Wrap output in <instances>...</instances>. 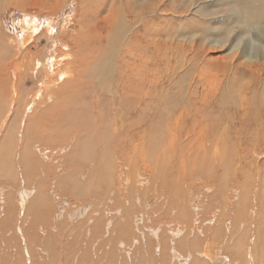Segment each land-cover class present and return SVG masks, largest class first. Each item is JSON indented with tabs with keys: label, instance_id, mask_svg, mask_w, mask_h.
Returning a JSON list of instances; mask_svg holds the SVG:
<instances>
[{
	"label": "bare ground",
	"instance_id": "1",
	"mask_svg": "<svg viewBox=\"0 0 264 264\" xmlns=\"http://www.w3.org/2000/svg\"><path fill=\"white\" fill-rule=\"evenodd\" d=\"M2 1L15 6L24 13L29 7L41 8L47 0L44 2L43 0ZM48 1L52 3L48 9L50 13L61 10L67 2V0ZM109 1L113 3L111 9L108 10ZM124 1L101 0L94 9L93 15H88L90 16L88 31L79 26L77 30L79 36L75 41L77 47L81 48L85 45L91 53L96 52L98 58L101 54L108 52L107 46L113 40L112 35L120 31L125 38L122 63H119L120 59L117 61L120 66L118 63V65L113 63H109L108 66L103 65L105 57L101 55L103 59L101 57L96 59L97 63H94L93 67H95L90 72L87 68L88 64L85 63L86 55L82 57L81 64H76L74 61L69 62L73 57L75 58L73 54H67L63 59L60 58L59 61L49 64L53 68V72L48 70L46 64H41V68L33 70V75H31L32 80L37 84L41 83L35 95L37 98L34 96L32 99L35 111L37 107V112L32 116H24V113L13 111L14 105L20 101L24 108L29 105L30 101L25 100L24 95L31 98L35 91H33L34 88L24 90V80H30V77L27 78L24 75L23 79L10 83V86L7 78L8 72L6 69L0 68V137L2 138L0 143V185H5L4 187L0 186V192L3 191L5 194V199L0 200V233L4 237L1 240L7 239V236L13 232L10 231V228L7 229L9 226L5 229L11 219L16 224V235L21 232L20 236L24 240L25 237L22 234L27 237L32 229L34 233H39L38 227H50L51 221L59 223L58 218L64 216L61 213L58 214L55 208L45 206L48 200L47 196L51 195L49 190L63 186L62 183L65 180L67 183L71 181L74 191L80 189L85 198L92 195L91 190L99 191L97 196L91 197L95 204H99L95 210L90 211V206L81 207L75 214L76 218L70 217L72 219L69 221L70 223L85 219L89 212L92 217L81 230L83 233L78 236V241L86 236H89L90 240L96 241L102 233L104 237H108L111 233L109 227L111 222L105 221L110 213L103 209L104 206H109L110 201L113 202V184L110 180L115 175L111 163L118 162L121 163L119 166L123 164L131 168L133 172H128L126 179L120 181L125 182L127 187L129 181L139 185L141 175L139 161L142 160L143 163H155L154 167L161 162L164 165L170 164L166 182L154 185L153 188L157 187L159 191L164 192V196H159L158 199L159 202L165 200L161 205L163 206L162 210L164 213L167 210L173 221L188 225L193 220L194 214H198L200 208L195 207L194 189L195 186H202L200 194L204 196L200 197L202 202L200 211H203L205 216L209 214L213 221L216 219V215L219 216V220L215 222L217 225L209 227L207 232H212L211 238H218V246L225 244L224 240L218 237L224 232V227L238 226L239 231L246 236L247 232L251 231L248 227L254 224L255 226L259 225L258 231L249 235L250 241L244 250L242 251L245 236L238 240L242 244L239 254L234 257H231V254L228 257L223 256L225 260L223 263L231 264V259L244 258L246 264H264V236H262L264 233V229H262L264 227V211L259 209L256 198L254 199V192L260 187L264 188V183H259L260 178L264 182V163L256 161L252 166L253 161L246 160L247 150L252 148V143L264 134V104L260 109L257 108L259 109L256 114L257 126L251 135H245V129L236 127L231 111H226L227 104L220 103L219 106L206 104L209 100L219 101L218 92L225 83H235L239 79L244 84L247 81L246 78H250L253 82L258 81V85L264 81V0H229L236 4L232 8V13L235 15L224 16L222 27L212 34L222 35L229 25H232V32L240 35L242 40L228 52L229 56L222 57L216 62L208 61L213 69L217 68L220 71L222 79L211 74L210 78L213 80L207 81L205 77L208 75L203 76L199 73L195 76L192 74L190 87L187 88L189 93L187 96H182L186 97L182 101L184 104L177 106V103L176 110L171 108L169 118L165 121L159 120L161 100L157 95L158 79L155 66L158 61L156 51L159 48V36L164 33V30L159 28L156 13L161 8L168 9L167 0H150L152 1L150 4L142 5H136L131 0H126L128 6L125 13L119 15L121 3L123 4ZM20 25L25 30L26 36H30L33 33L32 28H36L35 24L28 20L20 22ZM198 25L203 30L208 26L199 22ZM198 34L195 33L194 37L201 42L202 39H198ZM230 36L231 34L224 39L219 38L214 43L206 42L213 47L225 48ZM29 39L30 37L26 38L25 42ZM193 44L194 41H191L192 46ZM24 46L25 44L21 47L24 48ZM0 47L1 49L7 48L1 41ZM133 50L139 55L134 56L136 53L132 54ZM145 55H148V61L144 65ZM142 66L149 69L148 78L142 77ZM190 66H192L191 72L193 65ZM21 68H15L13 71L17 79L22 78L19 77V74L17 76ZM89 73L97 74V77H91L93 80L89 78L81 81L79 77L88 78ZM197 80H200L205 86L202 89V97L198 93V89L202 85L197 86ZM71 83L78 89L62 98L64 88ZM213 84L215 87L217 86V90ZM255 85L258 92L264 90V85L260 87ZM255 85L253 84L254 88ZM177 86L179 87V85ZM249 87H251L250 84ZM180 88L182 87L180 86ZM75 92L81 93L76 95ZM178 101V99H174L173 105ZM246 102L245 100L241 101L243 105L248 104ZM242 107L245 117H248L251 108ZM96 109H101L102 112L95 115L93 111ZM12 112L15 114V119L11 123L17 122V126L11 128L10 123L9 127L4 129L3 123ZM84 113L88 115L86 120L81 119V115ZM2 121L4 122L2 123ZM219 123H221L220 129ZM161 130L167 132L162 142L157 139ZM262 139L264 138L262 137ZM253 144L255 145V142ZM38 146L53 151L55 159L49 164H47V160L42 161V158L40 159L37 154L40 153L37 152ZM89 151L95 152L96 160L89 158ZM87 177L90 179L98 177L99 180L97 183H85ZM4 200L6 201L3 202ZM76 200L79 199L76 197ZM241 205L242 207H240ZM36 206L41 207L34 208ZM31 208L39 212L40 221L33 220L31 213L33 209ZM254 208H257L258 211L256 212ZM17 209H19V215L24 219L16 216L15 210ZM3 211L4 213L1 214ZM127 213L124 211L121 216L120 212H117L116 215L118 229L114 231V234L121 237L119 248L142 243L146 232L138 227L139 239L134 240V245H132V237L131 244L125 243L130 237V229L125 223L131 217ZM142 219L144 220V217ZM244 219L246 220L244 221ZM31 220L34 224L31 223ZM19 224L24 225L23 230L19 229L21 228L18 226ZM198 225L200 224L196 221V226ZM202 227L208 226L205 223L202 224ZM66 230L70 231V228H65ZM154 231L151 232V236L155 238L156 246L169 249L168 253L172 258L170 264H205L202 262L203 260H198L204 252L193 251L198 243L188 242L190 237L203 238V235L198 234L201 233V230H198V233L191 229L181 232L183 237L189 235L186 241L180 238V231L169 232L172 236L162 240L163 246H161L160 238H157V229ZM48 234L49 232L45 235ZM73 234L75 235L76 232ZM205 241L206 239H202V242ZM27 242L34 245L30 239ZM187 242L192 245H186ZM3 243L4 241L0 242V245L3 246ZM208 244L201 245L199 243V246L203 247ZM36 245L35 247L39 248V244ZM19 246H23L22 249L26 248L25 241ZM3 247L4 250H0V264H23L22 260L17 263L19 254L13 253L9 242H6ZM189 247H191V254L185 257L181 256L178 250L184 252ZM21 252L23 255L20 254V256H24L25 264H42V259H33L32 257L30 259L29 255H25L28 251L23 253L21 250ZM178 258L180 261H176ZM81 264H94V260Z\"/></svg>",
	"mask_w": 264,
	"mask_h": 264
},
{
	"label": "rangeland",
	"instance_id": "2",
	"mask_svg": "<svg viewBox=\"0 0 264 264\" xmlns=\"http://www.w3.org/2000/svg\"><path fill=\"white\" fill-rule=\"evenodd\" d=\"M100 1L101 0H67L65 6L61 10L50 13L48 9L51 7L52 3L51 1L47 0L45 3H43V6L41 8L29 7L23 13L22 10L15 8V6L0 0V41L7 46V48L3 49H1L0 47V68H4L8 72V84L13 83L14 81L17 82L19 79H23L24 75H26L27 78L30 77V80H24V90L27 91L28 89L34 88L33 91H35L33 92L34 95H31V98H29V96L27 97L26 94L24 95V99L30 101L29 105L26 108H24L23 103L20 101L18 104L14 105L15 108L13 111L17 110L20 114L24 113V116H32L35 112H37V107L35 111V104L32 99L37 94L38 88L40 87L41 83L37 84V82L31 79V75H33V70L41 68V64H46L48 70L50 69L53 72V68L50 67L51 63L59 61L60 58L63 59V57L67 54H73L75 56V58L73 57L74 60L72 59V61L69 62L74 61L76 62V64H81L82 57L86 55L85 63L88 64L87 68L90 72H92L93 68L95 67H93L94 63L96 62L95 60L100 57L101 59H103L102 56L105 57L103 65L106 64L108 66L109 63L118 65L119 63H122L121 60L124 56V53L122 54V52L124 50L123 44L125 38L120 31L112 35L111 38H113V40H111L113 42L111 41V43L107 46L108 52L106 54H101L102 56L100 55L98 58V54L96 52L91 53L90 49H88V47H85V45L81 46L80 48L75 44V41H77L79 36L77 34L78 27L81 26L83 29H85V31H88V24L90 19V16L88 15H93L94 9ZM131 2L136 5H142L150 4L152 1L131 0ZM112 3V1H109L108 10L111 9ZM166 4H168V9L161 8V10L156 13V16H158L157 22L159 21V28L164 30V33L159 36L160 43L159 48L156 51L158 57L156 58L158 61L155 66L157 73L156 78L158 79L157 95L159 97V100H161V106H159L160 121L168 120L171 108L176 110L177 106L184 104L182 101L183 98L189 93V89L187 88L190 87L189 83H191L192 74H195V76H197L199 73H201L203 76L208 75L209 77H205L207 81L213 80V78H210L211 74L217 75L220 79H222L220 71L217 68L213 69L212 66H210L209 62H216V60L222 57L229 56L228 52L242 40V37L240 35L232 32V25H229L226 32L222 35L212 34V32H217L220 27H222L224 16L235 15L234 13H232V8L236 6L234 1L167 0ZM121 5L122 7L119 15H124L125 10L128 6L127 1L125 0L123 4L121 3ZM25 20L34 23L36 26V28H32L33 33L30 34V36H26L25 30L22 29L20 25V22ZM198 22L201 24H207V28L203 30V28L198 25ZM93 23L95 22L93 21L92 24ZM195 33H199L198 39H202L201 42H199L194 37ZM229 34H231V36L225 48H219L218 46L213 47V45H209L206 42L209 41L214 43L217 39H224L229 36ZM25 37H30L31 40L29 39V41L25 42ZM191 41H194L193 46L191 45ZM182 43H184L185 45H183ZM23 44H25L24 48L21 47L23 46ZM134 45H136V43H134ZM133 52L136 53L135 50L132 51V54ZM138 55L139 54L137 52L134 56ZM118 59H120L119 63L117 62ZM144 60L145 61H143V63L145 65L148 61V55H145ZM29 62L31 63V65ZM28 63L30 66L28 65ZM47 63L48 65H50L48 66ZM189 65H193V69L191 70V72L190 69L192 68V66L189 67ZM118 66H120V64ZM15 68H21L19 72L22 74L18 72L17 76L19 74V77L21 76L22 78L17 79L16 75L13 74ZM25 68H27L28 70ZM59 68L62 69V67ZM138 68L143 69L141 70L143 72H141L143 78L149 77V69L143 68V66L141 68ZM91 77L95 78L97 77V74L93 75V73H89L88 78H79L81 79V81H85L86 79H89ZM246 80V83L249 81L248 83L251 86L249 87V84H246L244 82V88H246L247 90L243 88L244 84L241 83L239 79L237 80L238 82L235 83H225L218 92L219 101L209 100L206 104H217L218 106L220 103L227 104L226 111H231L232 118L234 119L233 121L236 127H242L246 131H244L245 135H251L253 134L255 127L257 126V111L260 109L261 105L264 104V90L262 92H258L255 85H258V81L253 82V80H251L250 78H246ZM253 84L255 85V88ZM177 85H179V87ZM200 85H202V87L198 89V93L200 97H202V89L205 88V86L200 82V80H197V86ZM262 85H264V81L258 86L260 87ZM180 86L182 88H180ZM213 86L215 87L214 84ZM75 89L76 87L73 83L66 86L64 88V91L62 92V98L75 91ZM215 90H217V86L215 87ZM75 93L76 95H80L81 92L78 94L77 92ZM183 95L185 96L182 97ZM174 99H178L179 101L173 105ZM185 99L186 97L184 98V100ZM168 100L169 102H167ZM244 100L247 101L246 103L248 104L243 105L241 101L243 102ZM257 104H259L260 106ZM242 106H245L246 109L248 107L251 108L248 117H245V111L243 110ZM100 112H102L101 109H96L93 111L95 115H98ZM238 112L240 113V115ZM81 117L82 120H86L88 115L87 113H84L81 115ZM13 119H15L14 112L9 113V118L5 122L2 121V123L4 122L3 128L6 129L7 127H9V124ZM22 123H24V121H22ZM16 126L17 122L11 123V128ZM218 127L220 129L221 123L218 124ZM165 133H167L165 130H161V133L157 135V139L162 142L165 137ZM262 137L264 138V134L259 139H256V141H254L255 145L253 144L254 142L252 143V148L250 147L247 150L246 160L253 161L252 166L254 163H256V161H258L259 163H264V139H262ZM1 140L2 138L0 137V143ZM235 142H237V140H235ZM65 147L67 148V146ZM48 150L49 149H44L39 146L37 149V152H40L37 153L38 156H40V159L42 158V161L47 160V164L51 163V161L56 157L53 151ZM46 153L47 155H44ZM63 154L65 155L66 153ZM46 156H50L49 159ZM89 158H94V160H96L95 152L91 153V151H89ZM119 164L121 163H111L113 173L115 175L114 178L110 180L113 184V202L110 201L109 206H104L103 209L104 211L106 210L108 213H110V215L107 216L108 219L105 221L111 222L109 225L111 233L108 237H104L102 233L96 241L90 240L89 236H86L78 241V236L83 233L81 232V230H83L84 225L88 220L92 219L90 212L83 220L73 223H70L69 221L72 220L71 218H76L75 214L81 207L87 208L88 206H90V211L95 210L99 204H95L92 201L91 197L97 196V192L99 191L91 190L92 195L88 198H85L81 194L80 189L78 191H74L72 189L71 181L67 183L65 180L62 183L63 186L54 187L49 190L51 195L47 196L48 200L45 206L55 208L58 211V214L61 213V215L64 216L63 218H58L59 223L51 221L49 224L50 227L43 228L42 226H40L38 227L39 233H34L32 229L31 233L27 235V237L25 236V234H22L23 237H25L24 240L20 236L21 232L18 233L19 235H16V224L13 223L11 219L5 226V229L7 228V226H9L7 229L10 228V231L13 232H11L10 235L7 236L8 238L6 237L7 239L3 240L1 239L4 237L2 236V233H0V242L4 241L2 245L4 246L6 245V242H9V247L12 248L13 253L19 254L17 263L22 260L23 264H25L26 260L23 258L24 256H20V254L23 255L21 250H23V253L24 251H28L25 253V255H29L30 259L31 257L33 259H42V264H81L90 260H94V264H170L172 258H170L171 255L170 253H168L169 249L166 247H157L155 238L151 236V232L157 229V238H160L161 246H163L162 240L172 236V234L169 232L180 231L181 233L186 232L188 229H191V231L194 230L196 231V233H198V230H201V233L198 234L203 235V238L199 236L189 238V235L183 237L182 233L180 238H182L184 241L189 238L188 242L198 243V246L195 247L193 251L199 253L204 252V254L198 259L203 260V263L224 264L223 262L225 260L223 256L228 257L231 254V257H234L239 254L242 244L239 243L238 240L240 237H244L245 235L239 231L238 226L232 225L230 227H224V232L218 235V237L222 238L225 242V244L222 246H218V238H211L212 232L207 233L209 227L217 225L215 222L219 220V216L216 215V219L213 221V218H211L209 214H206L205 216L203 214V211H200L202 209V207L200 206V204L202 203L200 197L204 196H201L200 194V189L202 188V186H195L194 189L195 197L193 199L196 203L195 207L200 208L198 214H194L192 218L193 220H191L188 225L184 223L180 224L176 221H173L169 217V212L167 210L165 213L163 212V206L161 205H163L165 200L163 199L162 202H159L158 198L159 196H164V192L159 191L157 187L153 188L154 185H161L163 181L166 182V174L170 172L169 163H166L164 165L161 162L158 166L154 167L155 163L151 164L149 162L143 163L142 160L139 161V166L141 167L139 168V171L141 170L139 185L136 184V182L129 181L127 187L125 182L120 181H124L127 177L128 172L133 171L129 166L123 164L119 166ZM172 167L174 169L173 162ZM98 180V177L94 179H90L89 177H87L85 183H97ZM259 183H264L261 178L259 180ZM0 186L4 187L5 185ZM0 193V200L5 199V194H3L4 192L2 191ZM76 197L79 200H76ZM255 198L259 209L264 211V188L260 187V189L254 192V199ZM5 201L6 200H4L3 202ZM38 207L41 206H36L34 208ZM240 207H242V205ZM34 208L31 209L34 210ZM121 209L122 212L127 211L128 216L131 217V219L127 223H125L126 225H128V229H130V237L127 239L128 241H125V243H127L128 245L131 244L132 237V245H134V240L139 239L140 232L138 230V227L142 231H146L142 243L136 244L131 247L126 245L120 248L118 247L121 241V237L118 236V234H114V231L118 229V227L116 226L117 212H120L121 216H123ZM254 209L256 210V212L258 211L257 208ZM25 210L28 209L25 208ZM33 210H31L33 220H36L35 222L40 221L41 217L39 212L37 210ZM3 213L4 211L1 214ZM15 213L18 218L24 219V217H21L19 215V209L15 210ZM143 217L144 220L142 219ZM245 220L246 219H244V221ZM196 221L200 225L196 226ZM31 223L34 224L32 220ZM205 223L208 227H202V224ZM18 226L21 227L19 229L24 228V225L22 224H19ZM65 228H70V231H65ZM248 228H250L251 231L247 232V235L244 238L242 251L244 250L246 244L250 241L249 235L251 233H256L260 227L259 225L255 226L254 224ZM262 229H264V227ZM43 232L44 234H42ZM48 232L49 234L45 235ZM75 232L76 234L74 235L73 233ZM154 233H156V231H154ZM19 236L21 237V239ZM262 236H264V233L262 234ZM29 239L34 242V245H30L27 242V240ZM202 239H206V241L202 242ZM23 241H25L26 243V248H24L25 250L22 249L23 246H19V244L23 243ZM188 242L186 245L191 246L192 244H188ZM199 243L201 245L207 243L209 244L207 246L201 247L199 246ZM36 244H39V248ZM35 245L37 247H35ZM3 246L0 245L1 251L4 250ZM190 248L191 247L187 248V250H184V252L180 250L178 251L181 256L185 257L186 255L189 256L191 254ZM163 251L164 254L162 255ZM176 261H180V258H178ZM230 262L231 264H246V260L244 258H238L235 260L231 259Z\"/></svg>",
	"mask_w": 264,
	"mask_h": 264
}]
</instances>
